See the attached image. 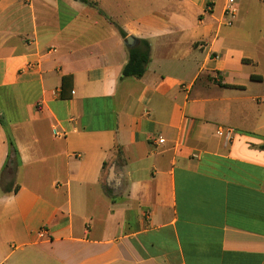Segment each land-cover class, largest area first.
Listing matches in <instances>:
<instances>
[{"label": "crops", "instance_id": "crops-1", "mask_svg": "<svg viewBox=\"0 0 264 264\" xmlns=\"http://www.w3.org/2000/svg\"><path fill=\"white\" fill-rule=\"evenodd\" d=\"M234 1L0 0V264H264V2Z\"/></svg>", "mask_w": 264, "mask_h": 264}, {"label": "trees", "instance_id": "trees-1", "mask_svg": "<svg viewBox=\"0 0 264 264\" xmlns=\"http://www.w3.org/2000/svg\"><path fill=\"white\" fill-rule=\"evenodd\" d=\"M88 6H94L90 0H75ZM120 34H124L120 31ZM148 44L146 42H140V47L129 51L128 62L122 70V75L125 78H140L145 72V67L149 60ZM72 78L63 77L61 79V98L68 99L70 94H65V90L68 87L71 89ZM264 149V146L262 147Z\"/></svg>", "mask_w": 264, "mask_h": 264}, {"label": "built area", "instance_id": "built-area-1", "mask_svg": "<svg viewBox=\"0 0 264 264\" xmlns=\"http://www.w3.org/2000/svg\"><path fill=\"white\" fill-rule=\"evenodd\" d=\"M262 2H264V0H260ZM236 14H237V8H236V5H235V1L234 0H227L225 6H224V9H223V16L225 18V24L227 26H230L232 24V22L234 21L235 17H236ZM55 133V131H54ZM225 134L227 138L230 137L232 131L230 129H217L216 131V135L220 136L221 134ZM56 135V133H55ZM153 143H164V140L161 139V138H156V139H153L152 141Z\"/></svg>", "mask_w": 264, "mask_h": 264}, {"label": "water", "instance_id": "water-1", "mask_svg": "<svg viewBox=\"0 0 264 264\" xmlns=\"http://www.w3.org/2000/svg\"><path fill=\"white\" fill-rule=\"evenodd\" d=\"M135 44H137V41H136L134 38H132V37H128V38H126V40H125V42H124V45H125L128 49L132 48L133 45H135Z\"/></svg>", "mask_w": 264, "mask_h": 264}]
</instances>
